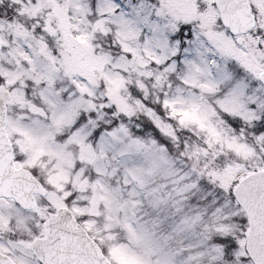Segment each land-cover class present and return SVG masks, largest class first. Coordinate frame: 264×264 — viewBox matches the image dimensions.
<instances>
[{
  "label": "snow or ice",
  "instance_id": "snow-or-ice-1",
  "mask_svg": "<svg viewBox=\"0 0 264 264\" xmlns=\"http://www.w3.org/2000/svg\"><path fill=\"white\" fill-rule=\"evenodd\" d=\"M0 264H264V0H0Z\"/></svg>",
  "mask_w": 264,
  "mask_h": 264
}]
</instances>
